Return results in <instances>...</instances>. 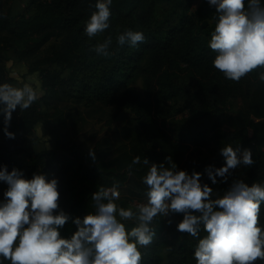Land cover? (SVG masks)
I'll list each match as a JSON object with an SVG mask.
<instances>
[{
    "label": "trees",
    "instance_id": "trees-1",
    "mask_svg": "<svg viewBox=\"0 0 264 264\" xmlns=\"http://www.w3.org/2000/svg\"><path fill=\"white\" fill-rule=\"evenodd\" d=\"M195 2L199 6L192 13ZM94 4L27 0L15 18L0 0V83H13L6 69L13 61L24 64L28 75L38 74L43 90L29 109L13 112L8 131L14 138L5 135L0 114V170H22L26 179L34 174L58 179L60 207L70 216L61 235L70 237L76 231L72 220L95 212L91 196L100 187L118 182L123 207L147 200L142 179L151 165H143L144 158L167 167L171 157L178 170L204 173L209 165H224L220 150L231 144L241 151L250 149L255 164L233 170L226 182L218 177L219 186L213 190L223 194L235 180L264 183V82L259 80L264 68L234 82L213 67L216 54L208 43L218 18L215 7L207 0H113L110 28L90 39L84 28ZM158 6L170 12L157 23ZM192 17L211 23L195 25ZM129 29L142 31L146 42L119 47L116 37ZM109 36L112 55L90 51ZM139 78L143 93L134 86ZM231 101L239 103L235 112L228 107ZM106 109L116 115L125 112L118 127L128 149L113 158L107 136L99 137L93 128L75 129L85 120L83 113L91 116ZM41 123L56 144L35 152L34 128ZM137 156L141 164L132 165ZM201 181L208 184L206 173ZM7 187L0 181V200ZM180 220L182 214L155 218L156 236L140 249L142 264H196L194 251L206 233H179ZM124 223L129 230L135 226Z\"/></svg>",
    "mask_w": 264,
    "mask_h": 264
},
{
    "label": "clouds",
    "instance_id": "clouds-1",
    "mask_svg": "<svg viewBox=\"0 0 264 264\" xmlns=\"http://www.w3.org/2000/svg\"><path fill=\"white\" fill-rule=\"evenodd\" d=\"M113 0H95L84 33L94 38L110 28ZM218 14L208 47L216 54L213 67L227 80L239 82L258 68H264V0H207ZM146 42L142 31L125 30L116 37L119 47L135 48ZM112 37L93 46L97 56L112 55ZM264 82V71L259 73ZM43 93L31 84L21 87L0 83V114L4 117V133L8 131L13 112L29 109ZM220 154L222 167L204 169L212 184L226 182L232 171L255 164L250 149L241 151L224 145ZM90 155L95 156L94 152ZM168 165H151L142 183L148 188L146 203L122 207L120 185L100 187L91 196L94 213L76 217V231L68 238L61 235L70 216L60 207L57 178L34 174L26 179L22 170H0V181L7 184L0 200V264H142L141 248L156 236L155 218L182 214L176 231L198 237L194 251L196 264H264V183L232 181L222 195L202 183L204 173L178 170L168 157ZM141 164L135 157L132 165ZM131 174V166L129 167ZM134 222L130 230L124 222ZM170 225L171 219L167 221Z\"/></svg>",
    "mask_w": 264,
    "mask_h": 264
},
{
    "label": "rangeland",
    "instance_id": "rangeland-1",
    "mask_svg": "<svg viewBox=\"0 0 264 264\" xmlns=\"http://www.w3.org/2000/svg\"><path fill=\"white\" fill-rule=\"evenodd\" d=\"M3 2H4L5 11L9 12L12 16L16 18L18 17V15L22 13L24 6L27 3V0H3ZM198 6H199V2H195L192 5L191 12L193 13L194 11H196ZM169 10L170 9H164L161 6H158L155 9L156 22L158 23L164 20L168 12H170ZM192 19L195 25L197 24L204 25L211 23L210 21H203L202 23H199L197 18L192 17ZM152 29H156L154 25L152 26ZM6 69H7V76L13 81L12 83L13 86L21 87L23 86V84L28 83L31 84L34 88H38L43 93L39 75L38 74L28 75L27 67L24 64L10 61L6 63ZM134 86L138 89L140 93H143L142 78H139L134 84ZM228 107L230 108L231 112H235L239 107V103L235 101H231L229 102ZM83 115L85 120L77 125V127L75 128L76 131L85 132L90 128H93L94 130L98 131L99 137L107 136L111 141V146L113 149L110 158H113L128 149V143L122 137L121 130L118 127V124L122 123L123 120L122 117L125 116V112L116 115V111L106 109L104 113L97 112L91 114V116H88L86 113L85 114L83 113ZM55 144L56 141L51 135H49L45 124L42 123L38 124L34 128L35 152H40L44 149H52L54 148ZM205 152L210 153L209 150H206ZM174 163L177 165L178 168V163L176 162ZM208 185L212 188H216L219 186V183L213 185L211 180L208 179ZM213 192L222 195V193L218 191L213 190ZM121 196L122 194L120 190V198ZM119 200L117 201L118 204H119ZM146 201L147 200L143 202L131 201L127 203L124 207L125 208L135 207L140 203H146Z\"/></svg>",
    "mask_w": 264,
    "mask_h": 264
},
{
    "label": "water",
    "instance_id": "water-1",
    "mask_svg": "<svg viewBox=\"0 0 264 264\" xmlns=\"http://www.w3.org/2000/svg\"><path fill=\"white\" fill-rule=\"evenodd\" d=\"M203 26H205V24Z\"/></svg>",
    "mask_w": 264,
    "mask_h": 264
}]
</instances>
